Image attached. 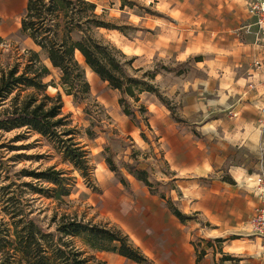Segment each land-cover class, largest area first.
Returning a JSON list of instances; mask_svg holds the SVG:
<instances>
[{"label": "rangeland", "instance_id": "374dc122", "mask_svg": "<svg viewBox=\"0 0 264 264\" xmlns=\"http://www.w3.org/2000/svg\"><path fill=\"white\" fill-rule=\"evenodd\" d=\"M128 1L133 2L134 6L123 10H120V0L95 2L96 13L101 15V19L118 28L99 29L96 37L115 46L128 58H133L131 69L140 71L135 73L130 70V74L151 81L158 93L168 101V108L154 94L143 93L139 95L137 103L125 98L128 110L135 112L136 119L124 115L118 104L121 97L119 92L94 73L90 75L83 62L79 64L84 69L90 94L87 99L75 104L73 98L67 96L59 86L56 70L41 55V65L50 72L43 83L53 81L45 93L51 97L60 96L61 113L68 115L69 126L79 131L74 141L88 153L91 177L89 180L83 179L38 134L24 133L23 129L0 131V224H11L10 217L4 211L6 207L8 211L18 207L23 214L30 213L29 217L44 228L48 227L54 214H64L95 224L115 226L133 244L139 238L147 242L149 251H152L155 231L152 212L148 213L144 202L132 195L128 183L131 177L123 165L145 170L156 191L153 195L161 201L159 194H164L162 202L167 207L166 200H170L168 189L172 184L168 181L170 172L158 145L160 136L158 131L155 132L158 125L154 123L153 116L159 113L160 108L164 113L168 112V122L172 123V127L168 124V135L175 128L194 131L188 118L198 121L197 116L180 113L186 106V100L205 99V104L218 105L214 101L224 98V94L222 89L218 93L215 87L221 84L219 81L212 83L209 90L203 82L210 76L214 80L230 75L246 77L247 64L244 60L247 52L238 46L243 40L235 34L239 35V30L252 21L248 17L246 0ZM242 10L247 13L246 18L239 16ZM19 27L20 19H17L9 35L2 34L0 30V74L15 64H19L21 72L26 64L27 50L35 49L29 39L19 34ZM152 74L155 75L153 79L150 78ZM16 92L0 102V116L12 110L11 98ZM31 93H34L33 89L20 92V100ZM37 98L40 96L37 95ZM140 106L144 112L138 110ZM219 113L206 118L211 121L214 117L218 118ZM87 129L94 133V139L88 137ZM105 148L108 153L104 155ZM104 156L111 158L120 176L127 180L126 186L109 170ZM51 166L63 170L72 179L71 193L61 202L47 199L23 185L36 184L24 171H43ZM252 171H257V175L260 169ZM52 230L53 226L50 227ZM141 232H144L143 236ZM226 237L223 242L232 241L231 250L236 252L235 255L220 252L223 242L218 245L212 242V238L205 239L211 241L209 248L220 252L219 264H238L240 260L248 261L247 264L264 263L260 243L250 235L247 225L239 233ZM95 256L108 264L106 257L110 255L107 253H96Z\"/></svg>", "mask_w": 264, "mask_h": 264}, {"label": "trees", "instance_id": "16d2710c", "mask_svg": "<svg viewBox=\"0 0 264 264\" xmlns=\"http://www.w3.org/2000/svg\"><path fill=\"white\" fill-rule=\"evenodd\" d=\"M96 1L26 0L19 34L29 39L38 51L27 50L26 64L21 72L19 64H15L0 74V102L17 91L11 98L12 110L0 116V131L23 129L24 133L38 134L52 146L63 162L70 164L85 180L90 179L92 170L88 153L74 141L79 131L70 127L69 116L61 113L60 96L51 97L45 93L53 81L43 83L50 72L41 65V55L56 70L59 86L73 98L75 104L87 99L90 94L84 69L79 64L83 62L101 81L119 92L118 104L124 115L136 119L135 112L128 110L125 98L137 103L143 93L154 94L168 108V101L151 81L130 74V70L135 73L140 71L131 69L133 58H128L115 46L96 37L99 29L118 30L96 13ZM133 6V2L120 0V10ZM154 77L152 74L150 78ZM26 89H33L34 93L20 100V92ZM138 110L145 111L141 106ZM86 134L90 139L95 138L88 129ZM107 153L105 148L102 154ZM104 161L109 170L119 177L120 183L126 186V179L120 176L111 158L104 156ZM123 166L127 174L147 187L152 195L156 193L145 170L129 164ZM23 173L36 183L23 185L47 199L61 202L71 193L72 179L54 166L43 171ZM159 195L162 200L165 199L164 194ZM166 205L181 223L193 219V216L182 214L170 200H166ZM4 211L11 224H0V264H106L95 256L102 252L116 254L135 264H151L129 237L115 226L54 214L48 227L44 228L29 217L30 213L23 214L18 207H12L10 211L6 207ZM212 242L220 245L223 239L215 238ZM202 243L206 247L211 245V241L203 239L193 242L196 264L205 255V248H200Z\"/></svg>", "mask_w": 264, "mask_h": 264}, {"label": "crops", "instance_id": "0c3cea01", "mask_svg": "<svg viewBox=\"0 0 264 264\" xmlns=\"http://www.w3.org/2000/svg\"><path fill=\"white\" fill-rule=\"evenodd\" d=\"M25 6L26 0H0L2 34L11 33L12 24L21 19ZM247 13L242 10L239 16L246 18ZM248 17L252 21L248 31L241 28L239 35L235 34L243 40L238 46L247 52L246 77L230 75L214 80L210 76L203 82L210 90V85L219 81L221 85L215 90L219 93L222 89L224 94V98L214 101L219 106L205 104V99L188 98L180 113L197 116L198 121L188 118L195 130L175 128L169 135L168 124L172 123L168 122V112L160 108L153 116L158 125L155 132L160 136L158 145L170 172L168 181L172 185L168 198L182 214L193 219L181 223L162 200L130 176L132 195L144 202L148 213L152 212L155 226L152 251L147 242L139 238L132 241L151 264H196L194 241L226 239L239 233L255 209L264 203L251 188L257 172L252 169H260L264 163V54L256 42L254 19L249 14ZM218 113V118L207 120L206 117ZM232 247V241L226 240L219 249L225 255H235ZM200 248H205V255L199 264H219V251L214 252L203 243ZM107 254L110 255L106 257L108 264H135L116 254ZM247 262L240 260L238 264Z\"/></svg>", "mask_w": 264, "mask_h": 264}, {"label": "built area", "instance_id": "2783aa9c", "mask_svg": "<svg viewBox=\"0 0 264 264\" xmlns=\"http://www.w3.org/2000/svg\"><path fill=\"white\" fill-rule=\"evenodd\" d=\"M246 5L248 14L254 19L256 42L264 54V0H246ZM249 27L246 25L242 30L248 31ZM249 87H252V84H249ZM262 112L264 113V109ZM251 188L264 200V163L260 166V172L255 175ZM247 227L250 235L259 240L260 249L264 252V203L255 209Z\"/></svg>", "mask_w": 264, "mask_h": 264}]
</instances>
